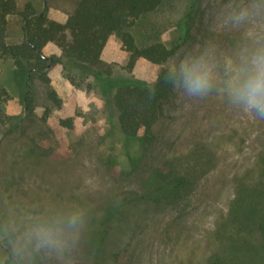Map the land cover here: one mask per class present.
<instances>
[{"label":"rangeland","instance_id":"obj_1","mask_svg":"<svg viewBox=\"0 0 264 264\" xmlns=\"http://www.w3.org/2000/svg\"><path fill=\"white\" fill-rule=\"evenodd\" d=\"M80 1L17 0V8L32 4L63 23ZM206 3L211 41L183 45L163 66L138 59L130 69V53L114 35L98 69L64 61L52 65L49 86L32 84L30 113L15 66L0 60V80L10 96L7 112L18 126L10 133L0 129V264H94L85 255L87 219L113 202L126 211L115 244L96 264H264V240H257L255 227L264 220V120L232 108L218 90L204 99L179 91L145 153L139 141H125L114 107L119 87L153 83L163 68L178 70L182 62L204 58L223 75L264 49V0ZM187 4L165 0L132 33L139 43L149 38L172 47ZM22 41L17 13L9 17L7 42ZM46 54L60 56L54 47ZM51 90L58 102L49 98ZM152 162L173 163L188 177L179 205L148 209L124 201L142 193ZM77 213L81 223L69 226Z\"/></svg>","mask_w":264,"mask_h":264},{"label":"trees","instance_id":"obj_2","mask_svg":"<svg viewBox=\"0 0 264 264\" xmlns=\"http://www.w3.org/2000/svg\"><path fill=\"white\" fill-rule=\"evenodd\" d=\"M187 1L186 12L173 31V46L168 47L164 42L149 38L139 43L132 33L140 19L157 12L165 0H81L63 23L49 20L44 12H37L32 4H27L18 12L17 0H0V60L11 61L15 66L17 84L26 91L22 100L26 113L34 109L32 84L40 80L49 86L52 65L64 61L98 69L103 64V51L114 35L120 36L124 49L130 53V69L138 59L163 66L183 45L195 41H211L214 35L205 25L209 17L204 7L207 0ZM17 13L22 20L23 41L9 44V17ZM50 47L59 50L60 56L46 54V49ZM176 71L163 68L153 83L136 82L119 87L115 93L114 107L125 141H139L145 153L157 140L155 127L178 101L179 90L165 82L169 74ZM49 98L58 102L52 90L49 91ZM9 99V93L0 80V129L8 128L6 133L18 127L13 125L16 118L7 112ZM141 186V194L124 201L128 205L139 204L148 209H161L168 205L177 206L184 200L189 179L183 177L173 163L160 165L152 162ZM119 203H109L89 213L84 237L85 255L90 263L103 261L108 248L115 244L116 231L121 228V220L126 211H122L124 205ZM260 219L255 224L256 232L258 230L259 233L258 241L264 240V220ZM211 264L219 263L214 260Z\"/></svg>","mask_w":264,"mask_h":264},{"label":"clouds","instance_id":"obj_3","mask_svg":"<svg viewBox=\"0 0 264 264\" xmlns=\"http://www.w3.org/2000/svg\"><path fill=\"white\" fill-rule=\"evenodd\" d=\"M165 82L190 99H204L218 90L232 108L264 120V49H258L238 65H230L223 75L215 63L204 58L194 63L185 61ZM81 215L71 216L69 226L80 224Z\"/></svg>","mask_w":264,"mask_h":264}]
</instances>
